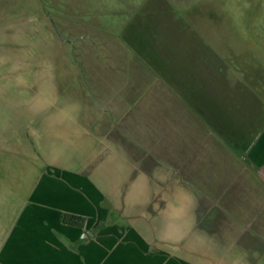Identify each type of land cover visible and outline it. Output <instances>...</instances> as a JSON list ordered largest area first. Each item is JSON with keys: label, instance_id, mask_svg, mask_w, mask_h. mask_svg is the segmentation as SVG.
<instances>
[{"label": "crops", "instance_id": "obj_1", "mask_svg": "<svg viewBox=\"0 0 264 264\" xmlns=\"http://www.w3.org/2000/svg\"><path fill=\"white\" fill-rule=\"evenodd\" d=\"M143 2L130 3L132 15L141 14ZM222 17L232 23L227 13ZM194 20L190 33L170 37L164 26L146 31L147 46L138 50L144 54L142 67L154 77L141 82L134 77L136 66L125 65L131 73L121 94L99 103L100 116L132 151L127 161L133 182L142 183L130 196L129 213L118 200L128 198L121 190L108 202L109 195L92 189L86 175H61L65 164L59 158H43L54 172L0 145V264H264V77L237 79L229 57L221 56L243 53L246 65L252 64L251 46L238 50L235 41H223L235 40V29L220 35L216 24L208 30ZM153 51L156 59L149 56L154 58ZM72 98L68 108L74 114L56 110L50 125L56 138L69 139L63 131L78 133L75 142L81 143L92 122L84 115L86 106L78 113L72 103L80 100ZM95 123V128L104 124ZM82 137L83 150L93 146L94 140ZM115 144L109 149L118 151ZM106 145L101 141L93 148L103 151ZM116 158L125 163L124 156ZM157 175L168 188H151ZM156 198L163 201L152 206L150 199ZM63 212L83 215L85 225L62 222ZM125 212L133 223L139 212L147 213L154 240L135 223H121Z\"/></svg>", "mask_w": 264, "mask_h": 264}, {"label": "rangeland", "instance_id": "obj_2", "mask_svg": "<svg viewBox=\"0 0 264 264\" xmlns=\"http://www.w3.org/2000/svg\"><path fill=\"white\" fill-rule=\"evenodd\" d=\"M138 1L0 0V145L27 154L48 170L51 166L46 160L59 158L65 164L59 170L61 175H86L92 189H100L109 195L108 202H114V195L121 190L128 198L118 200L127 212L133 207L130 196L142 183L133 182L134 168L127 161L133 159L132 151L121 136L118 137L117 128L108 127L106 116H100L102 106L99 103L115 100L116 95L121 94L122 84L131 73L123 69L125 65L133 63L136 66L134 77L141 82L154 77L153 71L142 67L144 54L140 55L138 50L141 45L147 46L146 31L164 26L170 37L185 31L190 33L196 29L194 19L198 18L205 29L211 30L217 25L220 35L224 33L222 30L235 29V40L233 36H225L227 40L223 41H235L233 46L238 50H241L240 45L243 48L251 46L252 64L246 65L243 53H221V56L229 57L237 79L264 77V0H144L141 14L134 16L130 12V3ZM226 13L232 17L234 25L222 21ZM186 17L190 20H185ZM153 53L154 58L149 56L156 59ZM175 57L173 55L172 59ZM223 57L222 62L225 61ZM71 98L81 101L72 103L78 113L83 104L86 106L88 111L84 115L92 122L91 134H82L94 140L93 146L88 147V144L85 150L80 147L82 136L79 138L81 143L75 142L78 133L70 136L62 130V135L69 136L63 140L52 133L50 123L59 110L70 111ZM59 120L69 124L62 117ZM99 121L104 123L103 126L95 128L94 122L97 125ZM125 135L131 139L130 134ZM64 141L73 142L64 145ZM101 141L107 142L103 151L93 148ZM27 143L33 149L42 148L37 153L28 150ZM109 143H119V150H110ZM121 155L125 163L116 158ZM163 178V175H157V181L150 183L151 188H168ZM171 187L175 188L176 183L171 182ZM160 200L162 202L163 198L150 199L151 205ZM131 215L125 212L121 223L131 222ZM146 218L147 213L139 212L134 223L142 235L153 239L155 235L152 234L156 231L149 229L148 234ZM155 248V245L151 246L152 251ZM174 250L178 252L179 247L175 246Z\"/></svg>", "mask_w": 264, "mask_h": 264}, {"label": "trees", "instance_id": "obj_3", "mask_svg": "<svg viewBox=\"0 0 264 264\" xmlns=\"http://www.w3.org/2000/svg\"><path fill=\"white\" fill-rule=\"evenodd\" d=\"M60 219L66 224L77 226H84L86 222V218L83 215L71 212L61 213Z\"/></svg>", "mask_w": 264, "mask_h": 264}]
</instances>
